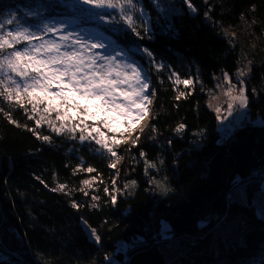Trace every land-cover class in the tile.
I'll return each instance as SVG.
<instances>
[{"label": "trees", "instance_id": "trees-1", "mask_svg": "<svg viewBox=\"0 0 264 264\" xmlns=\"http://www.w3.org/2000/svg\"><path fill=\"white\" fill-rule=\"evenodd\" d=\"M135 2L139 36L116 10L96 11L114 22L87 23L150 83L149 118L116 148L115 168L92 142L47 130L39 135L50 141L38 139L23 110L0 99V264H264V0H190L195 14L185 0ZM69 4L0 0V22L12 12L28 25L67 17ZM246 61L247 116L221 135L207 102L218 93L216 78L238 81ZM173 72L193 85L174 86ZM179 91L186 96L177 100ZM89 167L119 190L115 204L103 195L92 204L81 192L78 168ZM59 184L64 191H53Z\"/></svg>", "mask_w": 264, "mask_h": 264}, {"label": "snow or ice", "instance_id": "snow-or-ice-1", "mask_svg": "<svg viewBox=\"0 0 264 264\" xmlns=\"http://www.w3.org/2000/svg\"><path fill=\"white\" fill-rule=\"evenodd\" d=\"M82 3L94 9L116 10L123 24L137 36L140 35L133 14L138 10L135 0H82ZM185 3L195 11L190 0H185ZM98 18L105 23L115 20L110 14H98ZM144 32L146 35L149 32L146 22ZM49 34L58 38H46ZM100 49H110L112 54H104ZM143 52L150 58L153 56L148 48H144ZM124 55L122 50L116 51L111 42L105 44L91 37L86 38L79 32L68 31L62 22L44 23L41 29L31 30L12 12L10 18L0 23V99L11 107L23 110L37 127L47 125L57 135L67 134L82 142L92 141L98 146L97 151L106 152L118 161L116 147L126 142L125 134L131 136L134 133L149 115L152 104L150 83L144 70L137 63L122 59ZM155 67L160 69L162 65L156 64ZM244 75V70H238V77ZM169 78H174V86L183 84L190 87L194 83L193 79H181L174 72ZM223 80L227 82L223 93L228 98L227 116H231L237 106L240 109L247 106L248 97L242 80L238 89L231 83L228 73L223 74ZM151 95H155V90L151 91ZM185 96V92L179 91L176 99ZM209 107L213 105L210 103ZM214 110L217 120L227 119L220 114L219 104ZM4 115L10 123L17 124L10 112H4ZM184 127L180 124L176 130ZM28 130L38 139L50 141V136H41L35 129ZM138 139L137 135L131 144L135 145ZM110 166L115 168L116 163ZM147 166L155 167L154 164ZM86 171L91 173L94 169L89 167ZM82 183L92 187L90 180ZM64 189L65 185L59 184L52 190ZM117 191L113 187V204L117 200ZM98 199L93 197L94 201ZM72 206L76 208L79 205L73 202ZM91 236L100 241L95 229H91Z\"/></svg>", "mask_w": 264, "mask_h": 264}, {"label": "rangeland", "instance_id": "rangeland-1", "mask_svg": "<svg viewBox=\"0 0 264 264\" xmlns=\"http://www.w3.org/2000/svg\"><path fill=\"white\" fill-rule=\"evenodd\" d=\"M69 5L73 6V8L71 9L72 15H70V16H67V17L55 16V17L39 18L40 21L38 23H34L33 25H28V24H25L24 22H22V23L24 24V26L30 27L31 30L35 31V30L41 29L43 27L44 23L51 24V23L62 22V23H65L68 31L79 32L80 34L84 35L86 38L91 37L92 39H95L98 42H103L105 44H108L110 42L109 39L107 37H105L98 28L90 27V25H87V23H91L92 26H95V24L105 23L104 21H101L98 18L99 13H96V11H101V9H94L88 5H84L82 3V0H70ZM83 7H86L90 10H88L86 13L78 14L76 12V8H83ZM99 15H101V14H99ZM25 16L29 17L30 13L25 14ZM7 18L8 17H6L5 19H7ZM4 20H2L0 23H2ZM11 27H14V25ZM46 38H58V37H52L51 34H49V36ZM113 46L115 47L116 51L122 50V49L116 47L115 45H113ZM99 51H101L104 54H112L110 49H108V50L100 49ZM122 51L124 52V50H122ZM121 58L128 60V62H135L142 68V66L137 61L133 60L127 53H125V55L122 56ZM248 66H249V64L246 61V62H244L243 67L241 69H238V70H244L246 72V75H247ZM238 70L236 71V74H235L236 75L235 78H237L238 81H235V80L231 81V83L233 85H236L237 89L239 88L240 81L246 77V75H244L242 77H238ZM216 81H217L216 84H217V88H218V93L214 96V97H216V99L215 100L213 98L209 99L207 104L209 105L211 103L213 105V107H211L213 110H214L215 105L219 104V106L221 108L220 114L222 116H227L226 109H227L228 98L226 96H224V94H223L226 87H227V82H225L223 80L222 76L217 77ZM214 112H215V110H214ZM216 115H217V113H216ZM246 116H247L246 107L244 109H240L237 106L236 108H234L233 114L231 116H227V119L218 120L219 128H220V130L223 131V132H221V135L224 134V132L226 133L228 128L233 129L234 127L242 124L243 120ZM53 118H54V116H53ZM148 118H149V115L146 116L144 118V120L141 121L140 125L136 128V130L134 131L133 134H135L137 131H139L144 126V124L147 122ZM32 123H33L34 129L37 130L38 133L44 132L46 130L52 132L51 129L47 127V125H41L40 127H37L33 120H32ZM89 123H91V122H89ZM101 130L105 131V132L107 131L106 129H103V128H101ZM107 134L112 135L111 133H107ZM125 135L127 137V140L132 136V135L128 136V134H125ZM66 136H69V135L66 134ZM77 137H78V134H77ZM118 138H121V137L118 136ZM121 139H123V138H121ZM85 142H92V141H85ZM92 143L94 144V142H92ZM112 159L114 162L116 161V160H114V158H112ZM86 169L78 168V170L84 171L83 173L85 174V176L82 179L81 184H80V190L83 189V191H81V192H83V194L89 198L90 202H92V204H95V203H97V201L100 200V199H98V200L94 201L93 197H99L100 198L102 195L105 197L111 196V194H113V188H110L102 179H100L98 177V175H95L92 172L89 173L86 171ZM86 179L92 181V187L91 188L83 185L82 182ZM106 188L108 189L107 192H105ZM262 191H264V182L262 184ZM85 193H87V194H85ZM88 230H89V228H88ZM90 236H91V233H90ZM109 264H118V262L112 261Z\"/></svg>", "mask_w": 264, "mask_h": 264}, {"label": "water", "instance_id": "water-1", "mask_svg": "<svg viewBox=\"0 0 264 264\" xmlns=\"http://www.w3.org/2000/svg\"><path fill=\"white\" fill-rule=\"evenodd\" d=\"M188 9H189V11L191 10L189 7H188ZM106 10H108V9H106ZM192 14H195V11H193V10H191L190 11Z\"/></svg>", "mask_w": 264, "mask_h": 264}, {"label": "built area", "instance_id": "built-area-1", "mask_svg": "<svg viewBox=\"0 0 264 264\" xmlns=\"http://www.w3.org/2000/svg\"><path fill=\"white\" fill-rule=\"evenodd\" d=\"M222 77H223V74L221 75ZM221 132H223L222 130H221ZM221 134V133H220Z\"/></svg>", "mask_w": 264, "mask_h": 264}, {"label": "bare ground", "instance_id": "bare-ground-1", "mask_svg": "<svg viewBox=\"0 0 264 264\" xmlns=\"http://www.w3.org/2000/svg\"><path fill=\"white\" fill-rule=\"evenodd\" d=\"M191 10H192V9H191ZM191 10H190V11H191Z\"/></svg>", "mask_w": 264, "mask_h": 264}]
</instances>
